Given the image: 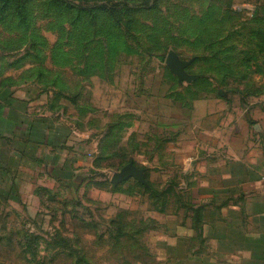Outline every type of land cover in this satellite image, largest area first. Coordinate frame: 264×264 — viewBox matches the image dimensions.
Listing matches in <instances>:
<instances>
[{
  "label": "rangeland",
  "instance_id": "374dc122",
  "mask_svg": "<svg viewBox=\"0 0 264 264\" xmlns=\"http://www.w3.org/2000/svg\"><path fill=\"white\" fill-rule=\"evenodd\" d=\"M142 1L0 0L2 65L17 89L45 103L49 127L66 137L63 158L86 157L75 160L83 168L75 185L42 175L0 192V264H156L154 236L148 246L139 235L168 208L172 144L162 141L183 136L188 123L195 134L204 107L178 108L172 88L180 84L165 63L172 38L150 29L160 16L141 10ZM235 3L255 7L240 17L244 54L226 49L209 69L220 86L261 92L264 0ZM128 163L151 170L147 187L112 185Z\"/></svg>",
  "mask_w": 264,
  "mask_h": 264
},
{
  "label": "crops",
  "instance_id": "0c3cea01",
  "mask_svg": "<svg viewBox=\"0 0 264 264\" xmlns=\"http://www.w3.org/2000/svg\"><path fill=\"white\" fill-rule=\"evenodd\" d=\"M233 1L143 0L140 6L146 14L160 16L158 27L153 23L150 29L169 31L170 51L188 63L184 71L190 80L172 74L180 84L172 88L179 95L178 108L191 112L193 104L204 107L195 134L194 124L188 123L183 136L175 133L162 141L172 144L164 188L168 208L159 209L162 219H148L151 226L139 235L148 246L154 236L156 264H264V91L220 86L215 82L219 76L209 69L226 49L244 54L240 38L247 30L232 10ZM2 55L0 192L18 191L23 181L42 175L75 185L83 169L75 160L86 157L63 158L66 137L49 127L43 101L14 86ZM197 64V72L190 73ZM200 80L207 86H193ZM122 126L127 128L122 133L129 130V122ZM128 164L142 170L144 183L133 178L121 183L131 179L147 187L151 170Z\"/></svg>",
  "mask_w": 264,
  "mask_h": 264
},
{
  "label": "water",
  "instance_id": "95a60500",
  "mask_svg": "<svg viewBox=\"0 0 264 264\" xmlns=\"http://www.w3.org/2000/svg\"><path fill=\"white\" fill-rule=\"evenodd\" d=\"M165 63L171 73L177 77L176 79L179 81L190 80V77L184 71V68L188 65V63L181 61L174 52L169 51L167 53ZM128 178H133L140 183H144L142 170L136 168L133 164H127L119 172L114 173L110 181L114 186H117V184L127 180Z\"/></svg>",
  "mask_w": 264,
  "mask_h": 264
},
{
  "label": "built area",
  "instance_id": "2783aa9c",
  "mask_svg": "<svg viewBox=\"0 0 264 264\" xmlns=\"http://www.w3.org/2000/svg\"><path fill=\"white\" fill-rule=\"evenodd\" d=\"M232 9L238 13H241L245 17H251L255 12L253 4L235 3L232 5Z\"/></svg>",
  "mask_w": 264,
  "mask_h": 264
},
{
  "label": "trees",
  "instance_id": "16d2710c",
  "mask_svg": "<svg viewBox=\"0 0 264 264\" xmlns=\"http://www.w3.org/2000/svg\"><path fill=\"white\" fill-rule=\"evenodd\" d=\"M232 5V4H231ZM122 6H125V4H123ZM233 12L235 13V14H237V15H239L240 17H242V14L241 13H238V12H236V11H234L233 10ZM113 185V184H112ZM114 186V185H113Z\"/></svg>",
  "mask_w": 264,
  "mask_h": 264
}]
</instances>
